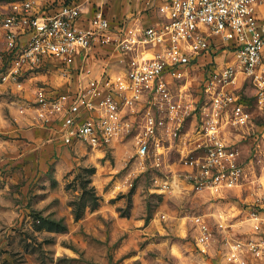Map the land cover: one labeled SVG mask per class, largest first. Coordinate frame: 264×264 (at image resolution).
Listing matches in <instances>:
<instances>
[{
  "label": "built area",
  "instance_id": "2783aa9c",
  "mask_svg": "<svg viewBox=\"0 0 264 264\" xmlns=\"http://www.w3.org/2000/svg\"><path fill=\"white\" fill-rule=\"evenodd\" d=\"M136 1L138 15L113 23L86 2L59 0L53 9L20 0L1 23L2 83L25 90L28 75L46 67L69 82L90 77L62 97L55 86L38 85L41 119L93 149L130 140L137 166L149 161L159 171L153 185L163 195L182 185L215 201L239 198V220L227 210L191 216L196 248L208 251L220 232L226 264H264V130L252 129L253 110L238 91L251 86L264 109V0ZM106 53L124 63L118 72ZM200 70L205 97L195 99L190 79ZM251 135L248 150L242 141ZM174 149L188 161L171 175L166 160Z\"/></svg>",
  "mask_w": 264,
  "mask_h": 264
},
{
  "label": "rangeland",
  "instance_id": "374dc122",
  "mask_svg": "<svg viewBox=\"0 0 264 264\" xmlns=\"http://www.w3.org/2000/svg\"><path fill=\"white\" fill-rule=\"evenodd\" d=\"M19 1L0 0V264H224L223 234L200 252L191 216L227 210L239 220V198L215 201L182 185V194L163 195L153 185L159 171L149 161L137 166L130 140L93 149L59 135L58 123L40 117L33 99L37 86H55L54 94L62 97L90 77L69 82L46 67L28 75L25 90L2 83L8 60L1 23ZM58 1L36 0L53 9ZM73 1L103 7L113 23L140 7L136 0H67ZM104 57L114 72L124 66L116 53ZM203 73L190 79L195 99L205 97L198 80ZM238 91L253 110L252 129L262 132L264 109L253 101V89ZM253 136L242 141L248 150L255 146ZM182 157L170 151L168 174L185 172L188 159Z\"/></svg>",
  "mask_w": 264,
  "mask_h": 264
},
{
  "label": "crops",
  "instance_id": "0c3cea01",
  "mask_svg": "<svg viewBox=\"0 0 264 264\" xmlns=\"http://www.w3.org/2000/svg\"><path fill=\"white\" fill-rule=\"evenodd\" d=\"M87 7H90L88 4H87ZM133 13H135V15H138V9H136L135 11H131L130 12V14H133ZM146 21H152L153 20V14H148V16L146 17L145 16V18H144ZM222 264V263H221ZM224 264H226V263H224Z\"/></svg>",
  "mask_w": 264,
  "mask_h": 264
}]
</instances>
